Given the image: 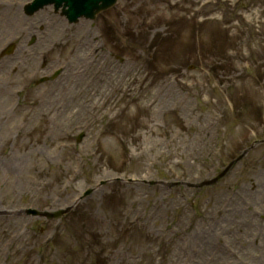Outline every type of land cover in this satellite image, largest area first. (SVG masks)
Instances as JSON below:
<instances>
[{
  "label": "rangeland",
  "instance_id": "1",
  "mask_svg": "<svg viewBox=\"0 0 264 264\" xmlns=\"http://www.w3.org/2000/svg\"><path fill=\"white\" fill-rule=\"evenodd\" d=\"M26 1L0 0V264H264V0Z\"/></svg>",
  "mask_w": 264,
  "mask_h": 264
},
{
  "label": "bare ground",
  "instance_id": "2",
  "mask_svg": "<svg viewBox=\"0 0 264 264\" xmlns=\"http://www.w3.org/2000/svg\"><path fill=\"white\" fill-rule=\"evenodd\" d=\"M14 23H17V25H18V23H19V15H15V17H14ZM10 25L13 26L12 23H10ZM55 25L56 24H54L52 20H48V22H47V31H48L47 32V35L48 34L50 35L52 33L53 29H55V32L57 31Z\"/></svg>",
  "mask_w": 264,
  "mask_h": 264
},
{
  "label": "water",
  "instance_id": "3",
  "mask_svg": "<svg viewBox=\"0 0 264 264\" xmlns=\"http://www.w3.org/2000/svg\"><path fill=\"white\" fill-rule=\"evenodd\" d=\"M105 5L101 4L99 7H96L94 11H97L99 8H104Z\"/></svg>",
  "mask_w": 264,
  "mask_h": 264
}]
</instances>
